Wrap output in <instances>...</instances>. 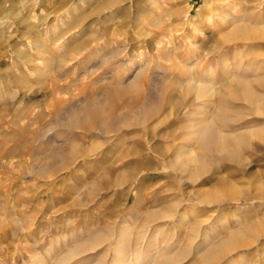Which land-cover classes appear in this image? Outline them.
I'll use <instances>...</instances> for the list:
<instances>
[{
    "label": "rangeland",
    "instance_id": "obj_1",
    "mask_svg": "<svg viewBox=\"0 0 264 264\" xmlns=\"http://www.w3.org/2000/svg\"><path fill=\"white\" fill-rule=\"evenodd\" d=\"M261 20L264 0H0V264H264Z\"/></svg>",
    "mask_w": 264,
    "mask_h": 264
},
{
    "label": "bare ground",
    "instance_id": "obj_2",
    "mask_svg": "<svg viewBox=\"0 0 264 264\" xmlns=\"http://www.w3.org/2000/svg\"><path fill=\"white\" fill-rule=\"evenodd\" d=\"M228 4H229V2H227V3H225L224 4V6H228ZM231 10V9H230ZM228 11V10H227ZM227 11H224V15L225 16H229V13L227 12ZM234 18V17H233ZM238 20V19H237ZM232 23V22H231ZM231 25V24H230ZM260 25H264V20H261V24ZM244 29H246L245 28V26H236L235 25V27H231V32L229 33V34H227L226 36H225V38H224V40L225 41H232L233 39H229L228 38V35L231 37V36H233V38H234V40H237V39H239L240 38V34H241V32L244 30ZM261 32H264V29L263 28H261ZM238 36V37H237ZM242 38V37H241ZM13 50H11V49H9V53H11ZM15 52L17 51V50H14ZM17 53V52H16ZM249 98H250V102H256V99H257V97H256V95H250L249 96ZM263 113H264V111H263ZM202 142H203V144L204 145H207L208 147H217V148H221V149H227V148H231L230 147V143H232V141H233V136H238V135H225L224 137L220 134V132H219V130H218V128H217V126L216 125H214V124H210V125H207V126H205L202 130ZM241 140L243 139L242 137L240 138ZM236 237V236H235ZM237 238H239L238 240L240 241V237H237ZM232 239V238H231ZM234 239V238H233ZM235 240H237V239H235ZM224 241H225V239H224ZM229 241V240H228ZM230 242V241H229ZM233 242V241H232ZM224 243V242H223ZM225 243H226V241H225ZM242 243V242H241ZM222 244V243H221ZM221 244H219V245H221ZM231 245L233 244V243H230ZM229 243L227 244V246H226V244H225V247H226V250H227V248H228V246H230V248L231 249H234L233 247H236V246H238V245H240V244H238V243H234V244H236V246L234 245L233 247H231V245H230ZM248 246L249 244H244L243 246ZM242 245H240V247H241ZM78 247V246H77ZM81 246L79 245V247L78 248H80ZM216 247V246H215ZM225 247H223V248H225ZM239 247V246H238ZM249 247V246H248ZM76 248V247H75ZM77 248V249H78ZM82 248V247H81ZM80 248V249H81ZM217 248H219V247H217ZM72 249V248H71ZM74 249V248H73ZM229 249V248H228ZM82 250V249H81ZM81 250H79L78 249V252H79V254L80 253H82V251ZM222 250V249H221ZM73 251H75V250H73ZM81 251V252H80ZM217 251V250H216ZM224 251V250H223ZM76 252V251H75ZM213 252V251H212ZM219 252H221L220 250H219ZM229 252V251H228ZM69 252H67V254L65 253V255L68 257V259H69V256H70V254H72V253H69ZM210 253H211V251H210ZM76 254L77 253H75V255H72V256H76ZM133 254V253H132ZM221 254H223V253H221ZM65 255H64V257H65ZM130 255H131V253H128V255H126V256H122V258L120 259V260H118V261H114L115 263L114 264H127V261H129V258H130ZM213 255V254H212ZM216 255H219L218 253L216 254ZM209 256V255H208ZM207 256V257H208ZM71 257V256H70ZM119 257V256H118ZM216 257V256H215ZM120 258V257H119ZM208 258H210V256L208 257ZM217 258V257H216ZM71 259H73V258H71ZM207 259V258H206ZM221 259V258H220ZM219 259V260H220ZM65 260H67V258L65 259ZM65 260H63V261H65ZM211 259H209V261H210ZM218 260V261H219ZM62 261V262H63ZM68 261H70V260H68ZM208 261V260H207ZM212 261H214L213 259H212ZM218 261H216V262H218ZM61 262V261H60ZM60 262L58 263V264H60ZM61 262V263H62ZM117 262V263H116ZM167 262V261H166ZM215 262V263H216ZM65 263H67V261L65 262ZM65 263H63V264H65ZM214 263V262H213ZM162 264V263H161ZM212 264V263H211Z\"/></svg>",
    "mask_w": 264,
    "mask_h": 264
}]
</instances>
